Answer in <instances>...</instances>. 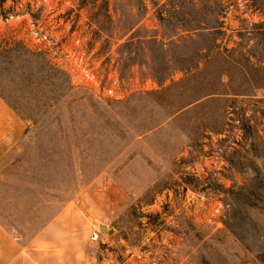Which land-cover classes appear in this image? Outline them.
I'll return each instance as SVG.
<instances>
[{
	"label": "rangeland",
	"instance_id": "1",
	"mask_svg": "<svg viewBox=\"0 0 264 264\" xmlns=\"http://www.w3.org/2000/svg\"><path fill=\"white\" fill-rule=\"evenodd\" d=\"M12 7L0 0V14ZM14 10L0 17V95L30 131L0 163L9 227L28 238L70 200L88 222L87 264H264V0ZM32 16L73 53L68 68H91L115 96L32 48Z\"/></svg>",
	"mask_w": 264,
	"mask_h": 264
},
{
	"label": "crops",
	"instance_id": "2",
	"mask_svg": "<svg viewBox=\"0 0 264 264\" xmlns=\"http://www.w3.org/2000/svg\"><path fill=\"white\" fill-rule=\"evenodd\" d=\"M28 126L0 95V163L23 142ZM13 225L0 215V264H87L88 222L74 202L65 201L28 238Z\"/></svg>",
	"mask_w": 264,
	"mask_h": 264
},
{
	"label": "built area",
	"instance_id": "3",
	"mask_svg": "<svg viewBox=\"0 0 264 264\" xmlns=\"http://www.w3.org/2000/svg\"><path fill=\"white\" fill-rule=\"evenodd\" d=\"M13 1V7L12 9L4 10L3 13H1L0 17L4 22H10L13 19L19 18L21 15L20 13L15 12L14 7L17 3V0ZM25 14V13H22ZM29 14V13H28ZM24 16V15H22ZM32 20V27L30 28V40L32 42V48H34L37 51L42 52L46 57H48V60L51 64H53L58 69L64 70L66 73L69 74L71 79L79 78L83 83V86H88L92 89H96L95 85L103 90L104 93H108L109 96H115V91L113 87H106L101 86L98 79L96 78V73L91 68H84L82 71H76L71 67H67L69 59L73 56V53L65 50L64 45L60 43L57 39L53 38L49 31L45 28V26L41 23L40 19L31 17ZM79 42V40H78ZM76 58L83 62L86 59L85 54H76ZM68 71V72H67ZM88 84V85H84ZM76 86H81L77 85ZM100 236L99 231H95L93 233V239L97 240Z\"/></svg>",
	"mask_w": 264,
	"mask_h": 264
},
{
	"label": "water",
	"instance_id": "4",
	"mask_svg": "<svg viewBox=\"0 0 264 264\" xmlns=\"http://www.w3.org/2000/svg\"><path fill=\"white\" fill-rule=\"evenodd\" d=\"M100 228H101L102 231H106L108 229V226L106 224H100ZM108 232L110 234H112L114 232V230L110 229Z\"/></svg>",
	"mask_w": 264,
	"mask_h": 264
},
{
	"label": "trees",
	"instance_id": "5",
	"mask_svg": "<svg viewBox=\"0 0 264 264\" xmlns=\"http://www.w3.org/2000/svg\"><path fill=\"white\" fill-rule=\"evenodd\" d=\"M1 1H6V0H1ZM29 129H30V127L28 126V128H27V130H26V135H27V133L30 131Z\"/></svg>",
	"mask_w": 264,
	"mask_h": 264
}]
</instances>
